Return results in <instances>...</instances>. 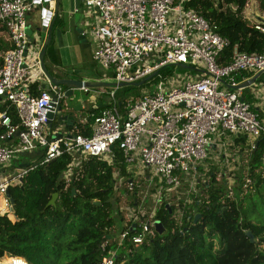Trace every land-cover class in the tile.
Returning a JSON list of instances; mask_svg holds the SVG:
<instances>
[{
	"label": "built area",
	"instance_id": "1",
	"mask_svg": "<svg viewBox=\"0 0 264 264\" xmlns=\"http://www.w3.org/2000/svg\"><path fill=\"white\" fill-rule=\"evenodd\" d=\"M43 2L0 0V22L12 43L1 54L0 99L14 106L17 119L13 122L6 110L0 111L2 204L11 211V201L5 192L26 171L23 167L12 175H3V167L13 154L41 150L35 163L28 167L32 169L68 153L72 161L63 173L68 181L73 167L88 155L112 163L115 145L121 150L128 172L131 173L127 167L131 163L152 168L160 183L151 188V201L142 210L145 194L140 197L137 194V204L126 207L129 208L124 214V229L115 237L119 243L134 231L130 239L138 245L153 232L154 212L163 196L169 198L168 205L177 206L175 213L180 223L183 208L195 198L197 183L202 179L198 178L197 166L207 170L200 160L215 147L217 150L225 142L230 143L228 137L233 140L243 135L247 143L245 151L255 148V139L264 133V116L259 118L242 98V88L234 86L250 78L246 72L255 75L264 70V50L247 53L239 51L234 44L228 59H220L228 39L196 10L185 8L182 1L83 0L90 18L84 22L86 30L82 33L89 34L94 42L91 58L99 66L111 68L113 81L131 84L168 64L196 73L175 76L172 72L165 80L153 82L151 90L127 98L122 110L117 106L114 90H109L107 106L94 117L90 135L65 134L56 126L51 136L61 135L51 139L45 133L47 114L53 113L54 118L61 100L66 97V89L50 82L42 71L38 59L42 42L33 55L27 54L33 45L29 37H33L25 32L30 13ZM38 19L36 27L29 28L31 31L47 27L49 20L42 23V9ZM253 26L264 33V24L253 22ZM45 83L46 88L42 87ZM248 87L255 100L259 93L264 95V84L253 80ZM88 88L79 89L87 92ZM178 173L185 174L186 178L180 180ZM119 176L116 171L115 183L120 182ZM141 183H144L142 179L133 181L130 176L125 187L128 191L141 185L149 187ZM100 246L103 249L104 242ZM113 255V250L102 255L100 264H112ZM16 259L22 258L4 253L0 264H16Z\"/></svg>",
	"mask_w": 264,
	"mask_h": 264
},
{
	"label": "trees",
	"instance_id": "2",
	"mask_svg": "<svg viewBox=\"0 0 264 264\" xmlns=\"http://www.w3.org/2000/svg\"><path fill=\"white\" fill-rule=\"evenodd\" d=\"M174 1H182L185 8L196 10L228 39L229 44L220 59H228L234 44L239 51L247 53L264 50V33L255 29L244 14L247 0ZM257 9L260 15L254 22L264 24V0H258ZM55 25L62 27L58 14L51 32ZM11 47L7 29L0 22V63L2 52ZM43 61L47 71L56 77L49 69L50 63H56L52 36ZM173 65L159 67L148 80L137 86L129 84L123 88V93H119L118 87L102 88L114 90L117 106L122 110L124 101L140 95V89L145 85L168 78ZM245 75L251 77L254 74L246 72ZM94 78L113 81L111 74L106 77L96 74ZM254 82L264 84V70L258 72ZM61 86L66 89L64 84ZM31 89L34 91V84ZM242 98L261 118V109L248 86L242 88ZM104 106L107 104H93L81 109L80 117L84 120L74 117L72 125L64 123L66 130L69 134L90 135V124ZM2 110L16 122L14 106L0 99ZM229 146L238 154L245 152V172L239 170L236 183L228 186V181L220 177L215 167H208L203 172L204 178H199L195 198L183 208L180 223L175 213L177 206L173 203L166 206L169 198L163 196L153 219L162 222L165 233L157 234L153 230L138 245L130 239L134 231L119 243L115 239L124 229V215L117 208L119 196L114 194L113 175L117 171L124 184L131 176L120 149L114 145L112 163L97 156L82 158L80 164L73 167L68 181L63 173L70 168V154L64 152L43 165L28 169L41 152L33 150L31 160L23 162L26 171L7 188L11 198V218L7 212H0V256L4 253L18 256L29 264H100L102 255L113 250L112 264H264V133L255 139V148L251 151H245L247 143L243 135L235 137ZM15 166L23 168L20 164ZM197 169L203 170L200 165ZM135 188L131 190L132 198L123 200V205L137 204ZM53 193L57 194L54 204L46 205ZM197 214L198 219L193 221ZM246 231L251 232L253 241L245 235ZM15 262L25 264L22 259Z\"/></svg>",
	"mask_w": 264,
	"mask_h": 264
},
{
	"label": "rangeland",
	"instance_id": "3",
	"mask_svg": "<svg viewBox=\"0 0 264 264\" xmlns=\"http://www.w3.org/2000/svg\"><path fill=\"white\" fill-rule=\"evenodd\" d=\"M257 2L258 0H247L246 6H245V16H247L248 20L250 22H254L256 20L257 15H260L258 9H257ZM33 18H36V11L32 13ZM38 21V20H37ZM36 27V23H35ZM36 37L37 34H35ZM87 36V35H86ZM79 40L82 39V36H78ZM34 45L29 46L27 54L33 55L34 54ZM91 50H93V42L91 38H88V42L85 46H82L80 42L77 41L76 45L72 48H66L64 51L68 55V61H70V65L64 66V68H58L55 72L54 68H51L49 65V69L51 73L56 77H69V78H82L83 80L92 81L94 76L96 74H101L103 77H106L107 75L111 74V68H103L99 66L98 64L94 63L91 59ZM173 73L175 76H186L195 74V71L190 70L189 68H183L177 65H173ZM128 85H124L120 88L118 91L119 93H123V88H125ZM100 88V89H99ZM97 89L102 90V87H99ZM153 88V83L145 85L143 88L140 89V92L142 91H148ZM95 88L90 87V94H96L94 92ZM86 94L82 93L77 88L73 89L72 93L70 95H66L65 98L61 100L60 103V109L56 111L55 116L52 120V126L45 127V133L48 135L52 132H54L55 125H59L58 127L61 129V131L64 132L65 128L59 123V118L62 115L70 113L71 115L75 116L77 118L78 114H80L83 110H81L80 105L82 102H84L85 107L86 106ZM105 97V96H104ZM129 97V96H128ZM260 101L262 103V106L264 105V95L259 93L256 98V102L258 103ZM264 107V106H263ZM262 117L264 116L263 111L261 112ZM212 150V149H211ZM225 154V155H223ZM32 156L30 154H13L11 159L8 161V165L3 167L4 176L12 175L14 172H16L18 169V166H15V164H21L25 161H30ZM17 160H19V163H17ZM245 152L244 153H237L236 151H232L231 146H229V142H225L224 145H220L219 149L211 151L204 160H200V164L204 167V169L208 170V167L213 166L215 169L220 173V177H225V179L228 181L227 185L232 186L236 183L235 179L236 176L239 174V170L245 172ZM128 169L131 171V178L133 181H138L139 179H142L144 183L149 187H145V185H141L139 187H136V192L138 193V196L140 197L142 194H145V197L143 201L141 202L140 210H142V207L144 205L149 204V200L151 201V188L160 185L159 179L157 175H153V169L147 168L142 165H137L136 163H131L128 166ZM200 171L204 172V170H199L198 172V178H204V173L200 175ZM183 173H178V176L180 180H184L186 176ZM196 177V174H195ZM219 177V175H218ZM125 184L120 180L119 183H115L114 186V194L116 196H119V201L117 204V208L122 210L123 214H126V210L129 208H126V205H123V200L126 198H132L131 197V191L125 190ZM150 197V199H149ZM115 206V203H113ZM126 208V209H125ZM146 209V207H145ZM125 211V212H124ZM0 212H7L8 217L11 218L10 210L9 208L3 206L2 204V196L0 195ZM116 212V211H115ZM114 212V214H116ZM23 259V258H22Z\"/></svg>",
	"mask_w": 264,
	"mask_h": 264
},
{
	"label": "crops",
	"instance_id": "4",
	"mask_svg": "<svg viewBox=\"0 0 264 264\" xmlns=\"http://www.w3.org/2000/svg\"><path fill=\"white\" fill-rule=\"evenodd\" d=\"M57 1V14L59 17V20L62 22V27H59L55 25L54 29L51 32L52 36V45H53V50H54V57H55V64L50 63V67L55 69V72L59 70L58 68H64L63 65L66 67L70 65V61H68V55L64 51L66 48H72L76 45L77 41L80 42L82 46H85L88 42V38H91V36L87 33H82L84 32L85 26L84 22H87L89 20V15L87 14V7L84 5L83 0H49L43 2L41 5L37 7L36 11V18H33V12L30 13L29 15V20H28V28H33L35 26V23L37 24L39 20L38 19V14L41 9H50L51 11L54 10V7L56 5ZM246 6V5H245ZM75 8H77V11H73ZM245 12V8H244ZM56 14V15H57ZM247 17V16H246ZM52 18V14L50 16V19ZM54 21V20H53ZM53 23V22H52ZM52 26V25H51ZM47 32V27L45 28L44 31H38L32 30L30 36H32L35 39V44L34 48L37 47L41 42H43L44 39L41 40L42 38H45ZM37 34L38 37L35 36ZM87 35V36H86ZM78 36H82V40L78 38ZM92 39V38H91ZM93 42V40H92ZM93 48H94V42H93ZM91 50V55H92ZM92 59V58H91ZM110 75V74H109ZM108 76V75H107ZM58 78V77H57ZM93 80H100V79H95ZM80 90L79 88H77ZM100 89V88H99ZM95 89L94 92L96 94H89L90 92V87L87 92H83L80 90L82 93L86 94V106L84 105V102L81 103L80 108L81 109H87L93 104L100 105L101 103L107 104L109 101V97L107 93L109 91L105 90L104 88H101L102 90ZM105 96V97H104ZM259 105V108L261 109V112L263 111L264 113V105L262 106V103L258 101L256 103ZM69 114V113H68ZM73 116V115H72ZM81 116V113L78 114L77 118L75 119H83ZM75 116H73L74 118ZM73 120V119H72ZM73 123V121H72ZM69 125V124H68ZM59 126V125H58ZM65 130L64 132L61 131V129H58L62 133L68 134L69 132L66 130L65 124L63 123L62 125ZM56 130L54 129V132ZM228 141H233L229 137L227 138ZM12 143V142H10ZM216 149V147L213 149V151ZM28 154V153H25ZM30 154V153H29ZM225 155V154H224ZM18 170V169H16Z\"/></svg>",
	"mask_w": 264,
	"mask_h": 264
},
{
	"label": "water",
	"instance_id": "5",
	"mask_svg": "<svg viewBox=\"0 0 264 264\" xmlns=\"http://www.w3.org/2000/svg\"><path fill=\"white\" fill-rule=\"evenodd\" d=\"M47 1V0H45ZM42 14L44 15V21L42 23H45L47 20H49L48 24H47V32H46V36L43 40V42L41 43L40 45V49H39V53H38V59H39V62H40V67L42 69V71L44 72L45 76L49 79L50 82H52L53 84H64L66 86V95H70L73 91V89L75 88H82V87H104V86H107V87H112V88H117V87H121V86H124V85H128V83H125V82H120V83H117L115 81H105V80H92V81H87V80H83V79H73V78H69V77H64V78H56V77H53L46 69L45 65H44V61H43V54H44V51H45V48L51 38V25H52V22L57 14V1H56V5L54 7V10L51 11L50 9H42ZM52 14V18L50 19V16ZM38 30L40 31H44L45 30V26H42V27H39ZM25 32L27 35L30 36L31 34V29L29 28H26L25 29ZM29 40L32 42L31 44H34L35 43V39L34 38H31L29 37ZM82 40V39H81ZM29 45V44H28ZM28 47V46H27ZM27 47H26V50H27ZM155 72H152L150 73L149 75L145 76L144 78L136 81V82H133L131 83L132 85H140L142 84L143 82H145L146 80H148ZM258 73H256L255 75H253L252 77H250L249 79H246L242 82H239L237 85H235L234 87L236 88H244V87H247L256 77ZM42 87L46 88L47 87V84H42ZM60 109V106L58 107L57 110ZM48 116V127H51L52 126V120H53V113L51 112H48L47 114ZM72 119H73V116L71 114H65V115H62L60 118H59V123L61 125H63V123L65 124H69V125H72ZM58 126L55 125V127ZM61 134L60 133H57L56 136H51V139H54L55 137H59ZM22 167H25L26 166V163H22L20 164ZM73 190V189H72ZM56 193H53L51 198L48 200L47 204L46 205H53L54 202H55V199H56ZM5 196L9 197L10 201H11V198L9 196V191L7 190L5 192ZM166 206H168V204H166ZM170 211V209H169ZM198 219V214L194 216V219L193 221H196ZM153 229L154 231L157 233V234H163L165 233V228L162 224V222L158 219H154L153 222ZM245 235L247 237H249V240L250 241H253V237H252V234L250 231H246L245 232Z\"/></svg>",
	"mask_w": 264,
	"mask_h": 264
}]
</instances>
